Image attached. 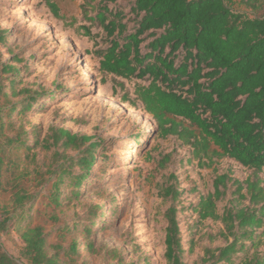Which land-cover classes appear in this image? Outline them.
I'll return each instance as SVG.
<instances>
[{"label": "rangeland", "instance_id": "obj_1", "mask_svg": "<svg viewBox=\"0 0 264 264\" xmlns=\"http://www.w3.org/2000/svg\"><path fill=\"white\" fill-rule=\"evenodd\" d=\"M133 1L114 0L110 7L128 12ZM98 3L0 0V69L10 66L17 70L16 74L0 71L2 132L13 139L19 137L28 146L13 150L18 170L27 169L31 176L50 170L40 189L32 183L36 199L25 206L26 216H32L38 206V194L47 193L45 188L55 177L50 173L54 166L75 160L85 149L60 145L47 149L50 128H62L91 137L98 146L77 191L69 184L70 178L60 185L61 206L56 210L60 222L44 224L49 245L58 242L57 230L63 229V249L73 242L76 246L72 264H166L164 214L173 205L183 250L181 263L211 264L213 260L203 262L205 250L225 245L220 236L223 226L219 221L201 220L194 209L201 197L213 193L217 176L227 174L244 181L252 171L226 158L214 159L212 164L193 160L189 146L175 136H161L151 116L134 101L135 84L145 83L100 73L94 52L103 49L106 41L87 19L94 16ZM229 6L250 18L264 16V5L250 10L233 0ZM83 26L91 36L84 35ZM124 93L133 105L123 100ZM55 151L60 155L57 164ZM73 172L81 173L77 166ZM259 176L264 179V171ZM170 185L180 193L174 203L161 197V190ZM233 190L228 183L226 195L216 202L217 213L231 201ZM2 206L12 210L7 192H0V214ZM10 213L9 228L0 233V245L18 263L29 264L24 245L11 226L17 212ZM31 220L32 224L39 221ZM254 250L264 257V240L255 249L233 254L232 263L218 264H243Z\"/></svg>", "mask_w": 264, "mask_h": 264}, {"label": "trees", "instance_id": "obj_2", "mask_svg": "<svg viewBox=\"0 0 264 264\" xmlns=\"http://www.w3.org/2000/svg\"><path fill=\"white\" fill-rule=\"evenodd\" d=\"M113 1L99 0L94 16L87 18L106 41L103 49L94 52L100 73L145 83L135 84L134 101L151 116L161 136H175L189 146L193 160L212 164L214 159L226 158L252 171L244 181L227 174L217 176L213 193L201 197L194 209L201 220L219 221L223 226L220 236L225 245L206 249L203 262L232 263L233 254L255 249L264 240V179L259 176L264 171V16L250 18L232 10L229 2L233 0H134L128 12L111 8ZM238 1L250 10L264 5V0ZM82 29L85 36H91L88 27ZM0 71L17 73L10 66ZM123 100L130 102L128 93ZM2 126L0 192L10 194L12 210L1 207L0 233L9 228L10 212H17L11 226L29 264H72L75 243L64 250L61 239L66 232L58 229V242L49 245L44 224L60 222L56 214L61 206L60 185L70 178L69 184L77 191L91 169L98 144L91 137L50 128L47 149L59 145L85 149L75 160L54 166L50 173L55 177L45 188L47 193L38 194V206L32 216H26L25 206L36 199L32 183L40 189L50 170L36 171L33 176L27 169L18 170L13 150L28 146L19 137L4 136ZM53 156L57 164L60 155L55 151ZM74 166L79 167V175H74ZM228 183L234 188L232 198L219 214L216 202L226 195ZM179 195L173 185L161 190V197L173 203ZM164 216V260L182 264L176 208L171 205ZM33 217L39 221L32 224ZM23 219L28 221L22 226ZM0 264L20 263L0 245ZM243 264H264V257L254 250Z\"/></svg>", "mask_w": 264, "mask_h": 264}]
</instances>
